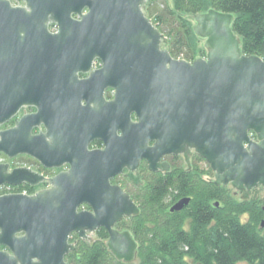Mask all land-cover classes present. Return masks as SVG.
Instances as JSON below:
<instances>
[{"label":"water","instance_id":"95a60500","mask_svg":"<svg viewBox=\"0 0 264 264\" xmlns=\"http://www.w3.org/2000/svg\"><path fill=\"white\" fill-rule=\"evenodd\" d=\"M23 1L25 6L12 7L0 0V124L24 104H35L38 112L0 132V152L27 153L45 167L67 161L70 169L34 194L0 195V246L7 249L0 250V264H68L64 257L74 249L69 235L86 238L101 226L112 256L135 262L137 242L114 225L138 209L109 178L123 166L135 169L141 157L156 170L163 154L186 156L193 149L210 165L214 176L208 178L216 185H230L243 199L264 187V60L242 53L231 13L208 9L194 15L206 56L186 61L162 48L167 38L145 15L148 0ZM49 21L58 26L54 34ZM94 58L101 68L80 83L77 72L87 71ZM85 85L95 86L98 96L90 98L109 109L104 151L85 148L97 123L103 124L100 113L87 123L94 115L80 105ZM106 86L115 97L104 106ZM132 112L138 122H131ZM39 122L48 132L31 135ZM149 141L154 146L147 147ZM43 180L28 168L8 171L0 164V186ZM189 200L181 198L170 212ZM82 203L93 212H77Z\"/></svg>","mask_w":264,"mask_h":264},{"label":"trees","instance_id":"16d2710c","mask_svg":"<svg viewBox=\"0 0 264 264\" xmlns=\"http://www.w3.org/2000/svg\"><path fill=\"white\" fill-rule=\"evenodd\" d=\"M154 1L146 2L144 13L167 38L162 46L171 57L192 61L205 55L203 49L196 47L198 36L194 25L184 15L194 17L215 9L233 15L232 29L240 39L242 53L264 60V0H172V5L163 9H154ZM196 178L197 175L179 169L151 179L141 201L147 224L133 227L138 244L135 263L116 260L103 241L78 242L65 261L68 264H264V232L259 228L263 215L253 199L238 201L225 186L213 181L201 183L199 190ZM181 196L190 197L188 205L181 211L170 212L169 201ZM121 226L124 228L127 223Z\"/></svg>","mask_w":264,"mask_h":264},{"label":"flooded vegetation","instance_id":"af4514ba","mask_svg":"<svg viewBox=\"0 0 264 264\" xmlns=\"http://www.w3.org/2000/svg\"><path fill=\"white\" fill-rule=\"evenodd\" d=\"M8 1L12 7L25 6V2L23 0H8ZM85 13L86 11L84 10L82 14H85ZM71 17L75 20L81 19L80 15L76 13L71 14ZM47 30L49 33L54 34L58 31V26L55 22L49 21L47 23ZM101 66H102V62L100 61V59L94 58L91 62L90 68L87 71L77 72V81H79L80 83H84L90 80L91 72L94 70L100 69ZM87 88L88 90H85ZM81 89H82V93L85 94V96L81 98L80 105L82 107H87L85 112H87L89 116L94 115L95 113H100L101 115H96V114L95 115L101 116L102 118H100L99 120L103 123V124L97 123L98 125H96V131L93 134L91 133L90 138L86 140L85 142V148L87 151H104L107 148V143L105 139L106 138L109 139L110 132H111L110 118L109 116H106L107 114H109V109L106 108L105 104L110 103L114 100L115 89L110 86H106L103 88L102 93H101V99H102L103 105L105 106L104 109L101 106H98V103L97 102L95 103L93 99L90 98L92 96L97 95L95 86L85 85V86H81ZM37 112H38V107L35 104H27V105L24 104L20 106L18 110L9 119H7L5 122L0 124V132L14 128L17 125V122H19L24 115L35 114ZM95 115L92 118L87 119L88 124L90 122H93V119H95ZM130 120L133 123L138 122V118L134 112L130 114ZM105 122H107V125H105ZM50 123H52V120H50ZM47 132H48V127H46V125L43 122H39L37 125H34L30 130L31 135L46 134ZM116 134L118 136H121L122 132L118 130ZM251 137L254 139L255 138L254 134H252ZM46 140L50 144L52 143L49 137H46ZM154 144H155V141H149L147 142V147H152L154 146ZM201 163L205 165L206 171L203 168L202 169L200 168L202 171L199 169L198 164H201ZM0 164H7L8 171H11L15 168H28L31 171L38 173L44 178L42 182L34 186H31L25 183H22L20 185L3 184V185L11 186L10 193H22V190L25 189L27 190L29 195L34 194L35 192L39 190L49 188L50 187L49 179L55 177L59 173L67 172L70 169V163L67 161L63 162L60 166L45 167L41 164V162L37 158L27 153H18L14 155L13 157H9L4 152H0ZM158 164L160 166L156 170H151L149 168L148 160L145 157H141L135 169L130 170L127 166H123L120 172L114 174L113 176L109 178L110 185L118 186L121 190H123V192L128 194L133 204L138 209L137 214L135 215L131 214L129 216H124L119 221H117L114 225L115 229L119 231L127 230L133 236V232L129 230L130 227L132 226L131 224H127V226L124 228L120 224L126 221L130 222V221H133L134 219L136 220L138 216L141 214V211L143 210V205L141 204V201H143L144 196L146 195L147 187L151 179H153L154 177L169 175V174L175 173L176 171L180 169L185 173L197 175V177L205 183L209 184L210 182H212L211 179L207 177L208 174H211L213 172L210 165L204 158L199 156L193 149H190V151L188 152L186 156L183 153L163 154L158 159ZM133 178H135L138 182H135ZM26 186L28 188H26ZM138 194L142 195L140 197L141 201L138 199L139 197H137ZM239 194L241 195V193ZM249 195H252L255 206H257L261 210V213L263 216L260 219L259 228L262 229L264 232V224L262 225V221H264V187L259 185L253 188ZM184 197L190 198L189 196H181L175 202H177L178 200ZM246 199L242 198V200H246ZM80 211L93 212V208L88 203H82L77 207V212H80ZM100 231H102V233L105 232V234L107 235V238H106V241H107L108 233L106 229L101 226V227H98L94 232L87 233L86 238H81L76 232H72L69 235L68 242L74 245V249L78 242L94 243L97 240L93 239L92 235L93 234L96 235ZM74 249L70 250L69 252L74 251ZM0 250H7V249L3 246H0ZM64 261H65V257H64Z\"/></svg>","mask_w":264,"mask_h":264},{"label":"rangeland","instance_id":"374dc122","mask_svg":"<svg viewBox=\"0 0 264 264\" xmlns=\"http://www.w3.org/2000/svg\"><path fill=\"white\" fill-rule=\"evenodd\" d=\"M165 5H169V6H171L172 5V0H155L154 1V3H153V8L154 9H163L164 8V6ZM184 17H186V18H189L190 19V22L194 25V17H193V15H184ZM198 40V41H197ZM197 40H196V47L197 48H200V49H203L204 51H205V55L204 56H200V57H205L206 56V48H205V45H204V39L203 38H200V37H197ZM162 47H165L164 45L162 46ZM198 167H199V169L201 168H203L205 171H206V167H205V165L204 164H198ZM200 169V170H201ZM202 171V170H201ZM214 176V172H212L211 174H208V176L207 177H213ZM195 183H197L196 185H198L199 186V190H201L200 188H202L201 186H202V184L204 183L202 180H200L198 177L196 178V182ZM202 183V184H201ZM223 186H225V189H227V190H229V192L231 193V194H233L234 196H235V198L238 200V201H243L242 200V198L240 197L241 195L239 194V193H237L236 191H235V189H233L230 185H223ZM142 195H140V194H138V196L137 197H139L138 199L141 201V197ZM178 198H175V199H171L170 201H169V207H168V210H169V208L175 203V201L177 200ZM252 200L253 199V197H252V195H250V197L249 198H247L246 200ZM220 206H222L223 205V203H222V201H221V203L219 204ZM147 213H143V212H141V215L140 216H138V218L135 220H133V221H126V223L127 224H132V226L130 227V231L131 232H133V227H134V225H136V226H140V225H143V224H147ZM125 221V220H124ZM141 223V224H140ZM121 225V224H120ZM142 233V232H141ZM104 235V233H102V231H100V232H98L96 235L95 234H93L92 235V238L93 239H96L97 241H103V242H105L106 241V238H107V235H106V237H104L103 236ZM138 237V236H137ZM136 262V261H135ZM135 262H133V263H135Z\"/></svg>","mask_w":264,"mask_h":264},{"label":"built area","instance_id":"2783aa9c","mask_svg":"<svg viewBox=\"0 0 264 264\" xmlns=\"http://www.w3.org/2000/svg\"><path fill=\"white\" fill-rule=\"evenodd\" d=\"M252 134H250L251 136ZM11 191V186L10 185H1L0 186V195H3V194H8L10 193ZM22 193L24 194H28L27 190H22Z\"/></svg>","mask_w":264,"mask_h":264}]
</instances>
